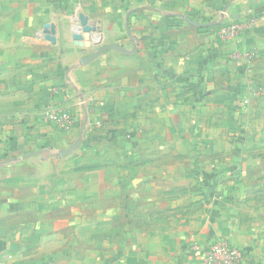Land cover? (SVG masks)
Instances as JSON below:
<instances>
[{
	"label": "crops",
	"instance_id": "crops-1",
	"mask_svg": "<svg viewBox=\"0 0 264 264\" xmlns=\"http://www.w3.org/2000/svg\"><path fill=\"white\" fill-rule=\"evenodd\" d=\"M262 82L264 0H0V264H264Z\"/></svg>",
	"mask_w": 264,
	"mask_h": 264
},
{
	"label": "built area",
	"instance_id": "built-area-1",
	"mask_svg": "<svg viewBox=\"0 0 264 264\" xmlns=\"http://www.w3.org/2000/svg\"><path fill=\"white\" fill-rule=\"evenodd\" d=\"M241 26H245L241 21H234L220 26L216 31L218 42H232ZM251 56L247 52L232 51L230 53L232 59L245 62L249 61ZM251 94L264 101V82L253 85ZM41 120L64 133H68L76 124L73 115L67 109L50 104L42 108ZM194 247L200 252V264H242L243 261L242 249L222 238H213L201 248L198 245Z\"/></svg>",
	"mask_w": 264,
	"mask_h": 264
},
{
	"label": "water",
	"instance_id": "water-1",
	"mask_svg": "<svg viewBox=\"0 0 264 264\" xmlns=\"http://www.w3.org/2000/svg\"><path fill=\"white\" fill-rule=\"evenodd\" d=\"M109 48H118L115 45H101L94 53H92L91 55L87 56L85 58V60H89L94 58L95 56H97L98 54H100L102 51L109 49Z\"/></svg>",
	"mask_w": 264,
	"mask_h": 264
}]
</instances>
